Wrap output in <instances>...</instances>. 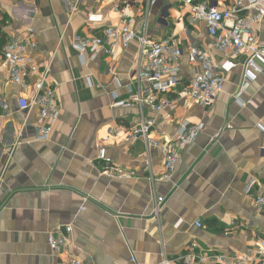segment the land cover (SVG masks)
Wrapping results in <instances>:
<instances>
[{
	"label": "crops",
	"instance_id": "crops-1",
	"mask_svg": "<svg viewBox=\"0 0 264 264\" xmlns=\"http://www.w3.org/2000/svg\"><path fill=\"white\" fill-rule=\"evenodd\" d=\"M193 1L223 7L231 0ZM74 2L0 0V38L6 43L34 29L32 55L40 67L50 66L60 108L49 137L39 139L46 122L37 112H19L23 92L9 83L0 55V100L8 106L0 105V264H65L52 256L48 236L67 225L73 226L70 246L84 264H163L165 259L184 264L181 258L193 244L195 264H221L218 256H257L264 239V208L254 205L264 194V74L241 92L238 104L234 96L247 60L240 54L233 69H221L224 92L211 107L189 103L175 92L201 71L187 60L188 50L196 46L216 65L225 64L189 6L180 0H158L153 7L147 1L82 0L70 17ZM122 21L149 39H172L185 53L172 106L162 115L148 104L118 105L129 100L131 89L138 92L137 41L88 62L73 46L75 35L101 36L105 27ZM253 32L264 46V19ZM258 66L264 69L263 62ZM143 118L156 120L149 137L161 144L177 138L183 126L203 127L200 137L179 151L170 182L161 181L159 147L125 141ZM111 128L118 133L110 136ZM97 142L106 145L108 162L98 160ZM107 163L124 178L104 176ZM156 197L165 198L157 215Z\"/></svg>",
	"mask_w": 264,
	"mask_h": 264
},
{
	"label": "built area",
	"instance_id": "built-area-1",
	"mask_svg": "<svg viewBox=\"0 0 264 264\" xmlns=\"http://www.w3.org/2000/svg\"><path fill=\"white\" fill-rule=\"evenodd\" d=\"M16 3L34 0H14ZM82 0H75L69 5L70 17L78 11ZM147 1L149 7L156 6L158 0H118L120 4L136 5ZM182 4L190 7V13L194 22H203L206 25L209 36L212 39L213 48L224 56V66L214 63L210 55L204 50L194 46L187 54V60L191 64H198L201 71L195 75L189 85L179 91L177 75L181 71V60L185 56L184 51L172 39L152 40L145 33L137 34L130 23L122 21L119 26H108L102 31L101 36H83L77 34L74 37L73 46L80 58L85 62L94 60L98 54L104 52L112 56L119 47L126 48L132 42L137 41L140 49L136 63L134 77L138 92L130 90V98L127 102L118 105L131 107L135 104L143 106L148 104L153 112L164 114L171 108L173 100L170 94L178 92L180 98L189 103L202 107H211L224 92L226 79L221 69L231 70L235 67L232 60L240 54H245L247 60L243 65L242 85L240 92L234 96V100L240 103V94L258 75L264 74V69L258 66V62L264 63V46H260L253 32L254 26L264 19V0H231L227 6L218 7L212 3L193 0H180ZM123 18H126L125 10H121ZM126 20V19H125ZM37 48L35 31L29 28L24 34H20L0 47L2 65L6 69L9 83L19 87L23 94L18 100L19 112L29 114L37 112L41 120L46 122L39 130V139H47L51 125L59 118L60 108L57 102L55 88L50 81V66L40 67L32 51ZM141 85L143 87H141ZM3 109L8 106L1 102ZM156 126V120L143 118L140 124L125 134L126 142L142 140L148 149L159 147L163 153V173L161 181L170 182L174 179L179 163V151L187 145L195 142L202 134L203 127L197 125L183 126L179 136L170 142L161 144L151 139L149 133ZM117 128H111L110 136L118 133ZM97 158L108 162L107 147L102 142L96 143ZM107 167L103 175L107 177L124 178V174L115 166ZM165 198L156 197L154 213L161 211ZM254 205L264 208V194L254 200ZM84 210V207H82ZM200 228L201 224L197 223ZM73 226L67 225L50 232L48 245L52 256L63 259L65 264H84L73 252L70 237ZM197 245L193 244L191 251L181 258L184 264H195L198 257L193 253ZM221 264H258L264 259V239L261 240L257 256L251 254L225 258L216 257ZM201 262L204 259L200 260ZM163 264H173L164 260Z\"/></svg>",
	"mask_w": 264,
	"mask_h": 264
},
{
	"label": "trees",
	"instance_id": "trees-1",
	"mask_svg": "<svg viewBox=\"0 0 264 264\" xmlns=\"http://www.w3.org/2000/svg\"><path fill=\"white\" fill-rule=\"evenodd\" d=\"M2 39V41H1ZM5 45L4 41H3V38H0V47H3Z\"/></svg>",
	"mask_w": 264,
	"mask_h": 264
}]
</instances>
